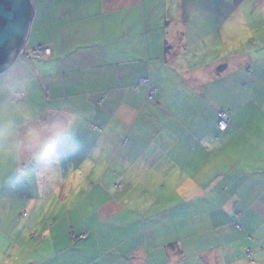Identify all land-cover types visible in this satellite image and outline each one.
Segmentation results:
<instances>
[{"label": "crops", "instance_id": "crops-1", "mask_svg": "<svg viewBox=\"0 0 264 264\" xmlns=\"http://www.w3.org/2000/svg\"><path fill=\"white\" fill-rule=\"evenodd\" d=\"M232 1L234 7L240 2L251 1L254 9H250L247 14L264 18V0ZM222 2L224 0H31L33 12L26 38L9 65H16L30 75L33 81L30 98L34 104L47 106L58 98H64L84 114V120L79 130L65 133L59 138L56 153L51 159L30 165L22 173L0 164L2 263L29 264L30 260H35V256L47 250L42 242L31 243L28 230L33 224L41 225L40 232L44 235L47 233L49 229L42 221L47 218L44 209H48L49 204L50 207L56 204L59 208L65 204L70 211L63 214L65 217L61 215L60 219H69L77 232L76 236L65 235L61 227L56 232L60 237L59 242L53 248L62 251L69 246L64 245L65 238L71 240L73 249L86 254V264H257L264 257L252 235L240 239L239 235L228 231V224L224 223L220 215L210 219L207 216L208 208L212 206L222 210V191L226 186L235 187V181L232 180L237 175H217L214 180L193 181L188 170L193 161L210 154H223L224 149L231 147L228 145H232L235 134L245 127L232 121L231 112L227 128L221 131L216 127L217 110L211 135L204 130L200 136L191 137L185 130L184 134L176 136L173 135L174 127L167 122L159 131L168 130L167 133L175 137L157 136V132L146 136L141 132L119 148L120 139H115L116 128L111 124V114L118 125L122 121L115 114L120 112L119 108L115 110L111 107L110 114L109 106H106L101 110L102 116L98 117L95 105L96 96L109 89L123 91L131 87V82L119 80L134 77L135 66L143 59L144 45L147 52L148 46L158 49L154 53L155 57L168 63L182 49H187L191 37L187 35V40L186 33L193 17L199 20L195 41L211 30L220 29L224 24ZM167 5L175 11L174 14L166 13ZM160 6L163 10H160ZM192 6L196 9L193 10ZM233 11L245 15L241 8ZM258 31L263 36L258 42L264 44V29ZM37 45L48 46L50 54H34L32 48ZM182 58L180 55L179 59ZM254 58L251 62L261 59V56L255 53ZM222 61L223 58L185 69L182 75L187 82L196 78L199 72L204 74V80H201L204 82H207V74L213 78L222 77L227 66ZM222 64L225 67L219 71L217 67ZM114 66H118L119 70ZM140 72L137 73V80L146 77V72ZM193 86L201 94L206 90V83L203 87V82ZM149 87L148 90L142 86L140 90L136 88L137 94L125 95L132 98L137 96L142 103L150 90H153L152 93L160 90L154 81L149 82ZM163 89L158 103L160 107L168 108L172 106L169 103L171 94L167 93V87ZM181 105L184 107L183 103ZM240 106L237 105L235 109ZM104 130L108 132L103 133ZM100 131L105 135H101ZM218 132H222L223 139L219 138ZM97 138L102 141L97 142ZM253 153L256 154L255 151ZM211 156L210 160L212 158L215 161L217 157ZM247 156L244 159L250 158V154ZM239 158L229 156L228 159ZM49 167L51 173L36 178L37 173L45 172ZM161 169H166V173H161ZM174 169L186 171L187 176L180 179V175L171 172L168 180L173 181V189L153 194L154 188L163 183L167 174ZM119 181L122 186L134 185L137 190L141 186L145 191L151 188L150 198L144 199L143 204L141 201L135 204L130 203V195H125L119 201L120 197L116 199L108 192ZM218 189L221 192L218 193ZM211 190L216 192L215 195ZM232 190L236 191L235 188ZM249 192L246 195L241 190L246 199L238 196V199L242 197L243 200L242 203H236V207H239L236 216L242 220V227L251 229L254 234L264 224V200H261L264 189L260 191L253 184ZM100 193L102 197L97 199ZM209 193L211 202L204 204L200 216L189 210L187 217L177 221L175 214L181 216L187 208L201 207L209 199ZM218 194L221 199L219 208ZM43 198L45 202H42ZM67 198H70V202H65ZM84 199L83 211L78 212L79 204ZM92 202L95 206L92 213L97 214L94 224L88 220ZM151 204L161 205L162 211H157V216H154V212L148 213L149 220L146 223L145 218L141 220L137 214L131 217L125 208L126 205H133L149 211ZM22 207L30 211L28 219L18 215ZM13 210H17V215ZM128 226L132 228L128 229ZM143 226L153 246L150 262L143 252ZM126 228L129 231L125 232Z\"/></svg>", "mask_w": 264, "mask_h": 264}, {"label": "rangeland", "instance_id": "rangeland-1", "mask_svg": "<svg viewBox=\"0 0 264 264\" xmlns=\"http://www.w3.org/2000/svg\"><path fill=\"white\" fill-rule=\"evenodd\" d=\"M233 4L234 2L232 0H224V2H222V10L224 13L223 26L220 29L211 30L197 41H195V36L197 35L196 30L199 29V20L193 17L189 31L186 33V36L190 35L191 37L189 38V42H187V49H182V52L176 55V57H172L171 62L168 63L173 64L165 63L162 58H156L154 53L158 52V49H152L148 46L147 52L146 46L144 45L142 49L143 59L139 60L135 66L136 70L134 77L131 79V77L128 76L127 78L119 80L123 83L127 81L129 83L131 82V87L125 88L123 91L109 89L99 96H96L95 105L97 107L98 117L102 116L101 110L106 106H109L108 111L110 114L112 112L111 107L115 110L119 108L120 112L115 113L119 120L122 119L119 125L115 122L113 114H111V124L116 128L114 137L117 141L120 139L117 145L119 148L127 144L137 133L141 132H144L146 136H152L154 132H157V136L175 137L173 135L181 136L182 133L184 134L183 131L186 130L188 132L185 131L187 135L197 137L205 130L211 135L212 129H214L213 124L216 120L217 110L222 109L231 112L233 116L232 121L245 126L241 131L235 134L234 140L231 142L232 145H228V147H231L229 149H224L222 152L223 154L215 153L212 154V156L210 154L205 158L193 161L188 170L193 181H210L218 177L217 175H237V177L240 175V177H234L232 180L235 181L233 183L235 187L232 188H235L236 191H233L232 188H226L227 186L223 189L222 210H217L215 206H209L210 208H208L209 212L207 216L209 219L211 217L221 216L224 223L228 224V231L230 230L231 234L239 235L240 239L244 236L249 237V235H252L254 241L261 249L262 256H264V224L258 232L253 234L251 229L246 230V228L242 227V220L238 219L236 216L239 210V207H236V203H242V197L245 196L241 194L242 189L246 195L252 190L253 184L254 187L260 191L261 188L264 189V44H259L258 42L260 40L259 38L263 37L258 30L264 29V18H256L255 15L247 14L248 11H251L250 9H254L252 8L251 1H249V3L244 1L240 2L236 7H234ZM167 7L168 10H165L166 13L170 15L174 14L173 12L175 11L169 9L170 5H167ZM191 8L193 10L196 9L193 6ZM237 8H241L242 13H245V15L239 14L238 11L232 12L233 9ZM160 10H163L162 6H160ZM148 42H150L149 39ZM255 53H257L258 57L261 56V59L251 62ZM180 55L183 57L182 59H179ZM221 58H223L222 62L227 65L222 77L213 78L209 77V74H207V78H205L207 82L206 80L204 82L201 81L204 80V74L199 72L196 78L187 82L184 78L185 76L182 75V71L185 69L206 65ZM215 64L216 63L213 65ZM114 67L119 70L118 66ZM140 70L146 72V77L137 80V73H141ZM150 81L156 82L160 90H158L157 93L153 92L149 96L147 95L145 99H142V103L140 102L141 98L137 96L132 98L125 95L127 93L134 94L136 88L140 90L142 86H146L149 90ZM202 82L203 87L206 83V90L203 94L199 93L198 90L196 91L193 86V84H200ZM166 87L167 93L171 94L169 103L172 106L162 108L159 106L158 101L161 100V94L164 92L163 88ZM182 103L184 107H182ZM240 104L241 106L235 109L237 105ZM234 109L235 112L233 111ZM167 122L170 123V126L174 127V134L172 136L170 133H167L168 130L167 132L159 131V128ZM95 125L97 126L96 123ZM100 127L102 130L103 127L101 125ZM107 132L108 130H104L103 133ZM103 133L100 131L101 135H105ZM218 135L220 139H223L224 136L222 132H218ZM96 140L97 142L102 141L100 138ZM215 145L217 146V144ZM254 151L256 154L253 153ZM248 154H250V158L247 160L244 159L248 157ZM210 156H216L217 158L215 161H212V158L211 160L209 158ZM229 156L237 158L240 156L243 157L236 160H229ZM166 171V169H161V173H166ZM171 172H176L175 175L177 176L180 175V179L187 176L186 171L181 172L179 169L170 171L163 183H159L154 188L153 194H161L164 189L165 191H171L173 189V181L168 180ZM176 180H178V178H176ZM138 190L134 185L125 184L122 186V182L119 181L116 185L111 186L108 192L113 194L116 199L120 197L119 201L121 200V196L125 198V195H130L132 199L130 203L139 204L141 201V204H143L144 199L150 198L151 188L145 191L141 186ZM213 191L211 190V193L215 195L216 192ZM219 192H221V190L218 189V193ZM211 193L208 195L209 199L207 202L203 203L201 207L193 209L187 208L181 216L175 214L174 216L177 221H181L184 217H187L189 210L195 215L200 216L202 213L201 211L204 210V204H209L211 202ZM239 195L242 197L238 199ZM101 197L102 194L100 193L97 199ZM244 198L246 199V197ZM261 200H264V192L261 193ZM85 201L84 199L79 204L78 212L83 211L82 206L85 205L83 203ZM42 202H45L44 198ZM65 202H70V198L65 199ZM220 203L221 199L218 194V208L220 207ZM93 205L94 203L92 202L89 206L91 215L88 217V220L94 224L97 221V214L95 212L92 213L95 207ZM136 207L133 205L125 206L128 210L127 212L131 214V217L137 214L141 220L145 218V223L149 220L148 213L152 214V212H154V216H157L156 212L162 211L161 205L158 204H151L149 211H147V209H140L141 206L139 208ZM28 211V209L22 207L18 215L21 218L26 217V219H28L30 217V211ZM32 211L33 210H31V212ZM44 211H46L44 216L47 218L42 221V223L49 229L47 233L44 235L40 232L41 225L35 226L34 224L30 227L28 233L31 237V243L40 244V242H42V245H45L47 250L35 256V260H30L29 264H86V254L78 253L73 249L71 247L73 241L71 240L68 241L65 238L64 245L69 246L62 251H60L59 248H53V245L59 242L60 237L56 235V232H58L61 227L65 235H77L69 219H60L61 215L67 214L70 210L65 207V204L61 208L56 204L50 207L49 204L48 209H44ZM13 213L17 215L18 212L17 210H13ZM35 215L33 214V216ZM62 217L65 216L63 215ZM148 226L151 225L149 224ZM131 228L132 226H128V229ZM128 229L126 228L125 232L129 231ZM141 235L145 242L143 252L150 262V254L152 253L153 246L149 241L150 235L147 233L145 234L144 226L142 227ZM41 236L42 238H40ZM167 242L170 241L167 240ZM134 243L137 244L136 241ZM240 244H243L242 248L244 249V242H242V240ZM249 247L251 248V245ZM128 248H130V245ZM0 264L5 263L0 261ZM257 264H264V257L259 260Z\"/></svg>", "mask_w": 264, "mask_h": 264}, {"label": "clouds", "instance_id": "clouds-1", "mask_svg": "<svg viewBox=\"0 0 264 264\" xmlns=\"http://www.w3.org/2000/svg\"><path fill=\"white\" fill-rule=\"evenodd\" d=\"M33 81L26 71L9 65L0 71V164L15 172L54 157L57 141L80 129L84 114L58 98L47 106L31 100ZM51 168L36 174L39 179Z\"/></svg>", "mask_w": 264, "mask_h": 264}, {"label": "water", "instance_id": "water-1", "mask_svg": "<svg viewBox=\"0 0 264 264\" xmlns=\"http://www.w3.org/2000/svg\"><path fill=\"white\" fill-rule=\"evenodd\" d=\"M32 12L31 0H0V71L10 64L24 42ZM224 67L222 64L217 69Z\"/></svg>", "mask_w": 264, "mask_h": 264}, {"label": "built area", "instance_id": "built-area-1", "mask_svg": "<svg viewBox=\"0 0 264 264\" xmlns=\"http://www.w3.org/2000/svg\"><path fill=\"white\" fill-rule=\"evenodd\" d=\"M32 52L39 56H47L50 54V48L48 46L43 45H37L34 48H32ZM153 90H150V94ZM149 94V95H150ZM229 123V112L225 110H219L217 112V120H216V127L219 130H225ZM221 125H224V127H220Z\"/></svg>", "mask_w": 264, "mask_h": 264}, {"label": "snow or ice", "instance_id": "snow-or-ice-1", "mask_svg": "<svg viewBox=\"0 0 264 264\" xmlns=\"http://www.w3.org/2000/svg\"><path fill=\"white\" fill-rule=\"evenodd\" d=\"M220 127H224V125H221Z\"/></svg>", "mask_w": 264, "mask_h": 264}]
</instances>
